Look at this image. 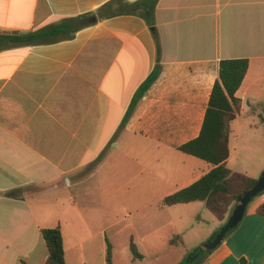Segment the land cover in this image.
I'll use <instances>...</instances> for the list:
<instances>
[{"label": "crops", "instance_id": "obj_1", "mask_svg": "<svg viewBox=\"0 0 264 264\" xmlns=\"http://www.w3.org/2000/svg\"><path fill=\"white\" fill-rule=\"evenodd\" d=\"M109 1L0 0V34L67 17L89 24L69 40L0 51V264H45L48 228L61 231L66 264H108V244L118 264L112 253L126 227L142 259L136 243L185 244L188 235L192 251L223 222L212 215L219 224L199 231L203 202L162 200L212 168L179 148L199 136L221 60L248 61L228 169L240 172L231 162L249 142L239 141L242 124L253 127L257 115L264 125V0H158L161 70L127 116L156 43L136 16L98 20ZM262 171L259 158L256 172L240 173ZM262 204L264 193L201 264H264Z\"/></svg>", "mask_w": 264, "mask_h": 264}, {"label": "trees", "instance_id": "obj_2", "mask_svg": "<svg viewBox=\"0 0 264 264\" xmlns=\"http://www.w3.org/2000/svg\"><path fill=\"white\" fill-rule=\"evenodd\" d=\"M157 2L158 0H137L134 2L111 0L98 11V20L130 15L142 19L150 29L153 28L151 32L156 43V64L149 77L133 97L126 116L131 113L139 98L158 78L161 70L160 45L155 29ZM86 18L87 16L63 18L57 24L45 26L26 34H0V51L18 46L30 47L72 39L78 30L89 25L86 23ZM247 69V59L220 61L218 79L213 85L199 136L179 148L183 153L210 164L212 168L192 185L165 197L162 200V205L172 206L200 201L205 204L207 210L218 221L224 222L226 216L232 212V207L237 199L255 185L256 179L244 173L231 171L226 166V160L229 156L230 123L240 114L241 110V101L235 94L244 79ZM262 193L264 191L256 197ZM257 213L264 217V204L257 208ZM223 225L224 223L208 240L191 251L197 257L186 264L202 263L211 250L200 251V248L212 240ZM235 228L226 232L224 238L231 234ZM41 235L48 251L45 264H66L61 231L58 228H48L41 230ZM170 244L175 245L176 241L173 239ZM129 249L134 259L141 258L132 240L129 242ZM107 262L111 264V244H108Z\"/></svg>", "mask_w": 264, "mask_h": 264}, {"label": "rangeland", "instance_id": "obj_3", "mask_svg": "<svg viewBox=\"0 0 264 264\" xmlns=\"http://www.w3.org/2000/svg\"><path fill=\"white\" fill-rule=\"evenodd\" d=\"M251 119L255 120V125L251 127V124L248 122V117H246V121L248 123H243L242 127L239 129V141L240 140H248L249 142L246 144V150L244 151V157L242 156L236 161L232 160V167L240 172H247V174H253L254 170L258 169V160L259 158H264V125L260 123V119L257 115H251ZM262 173V172H261ZM260 173V175H261ZM256 174V173H255ZM259 175V176H260ZM256 177L254 179H258ZM202 207L203 215L201 216V224L196 229L204 230L210 228L211 221H215V223L219 224L212 214L206 209L204 204H200ZM129 213L133 217V211L129 210ZM229 214L226 216V219L223 223L227 221ZM197 221V219H196ZM126 222L130 223V219H126ZM223 223H220L221 225ZM195 225H197L195 223ZM220 225V226H221ZM130 227H126V230L123 229L119 240L115 242L117 248L113 250L116 257L115 262L118 264H182L187 260L191 251H189L188 246L194 242L193 237H188L186 235L187 241L185 244L183 242H176L175 246L170 245V243H136L139 249V252L144 255V259L137 258L134 259L131 251L129 250L128 243L125 241L127 238ZM203 244V243H202ZM201 245V244H200ZM198 245V246H200Z\"/></svg>", "mask_w": 264, "mask_h": 264}, {"label": "water", "instance_id": "obj_4", "mask_svg": "<svg viewBox=\"0 0 264 264\" xmlns=\"http://www.w3.org/2000/svg\"><path fill=\"white\" fill-rule=\"evenodd\" d=\"M150 30L153 31V28H151ZM262 191H264V171H262L255 185L251 189L245 191L237 199L230 216L228 217L227 221L224 223V225L220 229L219 233L212 240L204 244L200 248V251L213 250L214 248H216L224 239L226 232H228L232 228H235L239 224V222L242 220L246 207L251 202V200L254 197H256L258 194H260ZM196 257H197L196 254L194 255L193 253H191L189 254L187 260L184 261V263L185 264L189 263L190 261L194 260Z\"/></svg>", "mask_w": 264, "mask_h": 264}]
</instances>
